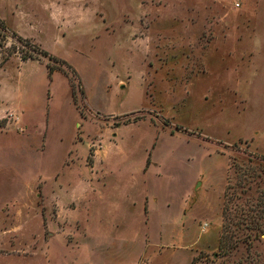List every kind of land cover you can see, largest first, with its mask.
<instances>
[{
	"label": "rangeland",
	"instance_id": "rangeland-1",
	"mask_svg": "<svg viewBox=\"0 0 264 264\" xmlns=\"http://www.w3.org/2000/svg\"><path fill=\"white\" fill-rule=\"evenodd\" d=\"M0 41V264H264V0H0Z\"/></svg>",
	"mask_w": 264,
	"mask_h": 264
},
{
	"label": "crops",
	"instance_id": "crops-1",
	"mask_svg": "<svg viewBox=\"0 0 264 264\" xmlns=\"http://www.w3.org/2000/svg\"><path fill=\"white\" fill-rule=\"evenodd\" d=\"M10 30V29H9ZM15 34L17 35V36H19V37H21V38H23V39H27V38H24V37H22L21 35H19L17 32H15ZM30 40V39H29ZM18 60H20L21 61V63H24V64H26V63H33V62H35V63H38V64H46V62L45 61H41V60H32V59H29V60H21V58L20 57H18L17 58ZM5 70V68H2V69H0V73L2 72V71H4ZM49 70V69H48ZM54 77H57L59 74H58V72H55V73H53L52 74ZM66 94L67 93H69V92H65ZM71 93V92H70ZM20 94L21 93H19V95H17L16 96V99H18V100H22V96H20ZM4 99L6 100L7 99V96L5 95V93H4V88L2 87V85L0 84V102H3L4 101ZM8 101V100H7ZM3 118V116H1L0 117V119H2ZM195 262H197L196 261V258H195ZM194 262V263H195ZM145 264V263H144Z\"/></svg>",
	"mask_w": 264,
	"mask_h": 264
},
{
	"label": "trees",
	"instance_id": "trees-1",
	"mask_svg": "<svg viewBox=\"0 0 264 264\" xmlns=\"http://www.w3.org/2000/svg\"><path fill=\"white\" fill-rule=\"evenodd\" d=\"M21 42H25V45H29L30 43H29V41L28 40H26V39H23V38H21V37H17ZM41 50V54H43L46 58H48L50 61H55V62H60L61 60L60 59H58V58H56L55 56H53V55H51V54H49L48 52H46V51H44V50H42V49H40ZM24 60H29V59H32V60H39V58H36V57H33V56H29V57H24L23 58ZM64 64H66V62H64V61H62ZM48 69H49V72H50V74H52L54 71H55V69L53 68V66L51 65V64H49L48 63ZM73 98H74V101L76 102L77 101V93L76 92H73Z\"/></svg>",
	"mask_w": 264,
	"mask_h": 264
},
{
	"label": "built area",
	"instance_id": "built-area-1",
	"mask_svg": "<svg viewBox=\"0 0 264 264\" xmlns=\"http://www.w3.org/2000/svg\"><path fill=\"white\" fill-rule=\"evenodd\" d=\"M233 3H234V7L236 9H241L243 6V0H233ZM0 47H1V45H0Z\"/></svg>",
	"mask_w": 264,
	"mask_h": 264
}]
</instances>
